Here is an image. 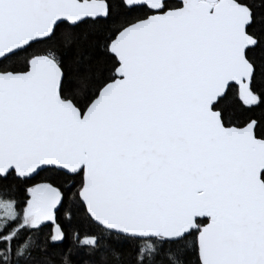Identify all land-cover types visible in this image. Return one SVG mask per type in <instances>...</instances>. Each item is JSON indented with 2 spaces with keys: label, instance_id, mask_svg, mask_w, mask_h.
<instances>
[{
  "label": "snow or ice",
  "instance_id": "6c2138e0",
  "mask_svg": "<svg viewBox=\"0 0 264 264\" xmlns=\"http://www.w3.org/2000/svg\"><path fill=\"white\" fill-rule=\"evenodd\" d=\"M0 264H264V0H0Z\"/></svg>",
  "mask_w": 264,
  "mask_h": 264
}]
</instances>
